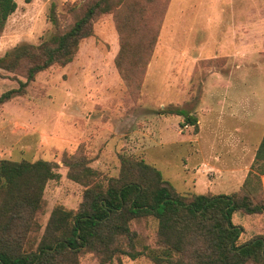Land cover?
Wrapping results in <instances>:
<instances>
[{"label": "rangeland", "instance_id": "obj_1", "mask_svg": "<svg viewBox=\"0 0 264 264\" xmlns=\"http://www.w3.org/2000/svg\"><path fill=\"white\" fill-rule=\"evenodd\" d=\"M15 1L0 32V56L47 38L51 11L63 30L79 12L71 6L91 0ZM153 1L164 11L138 90L131 93L117 72L118 34L112 13H105L94 18L93 34L81 39L71 62L36 73L24 93L0 105V159L58 165L59 179L43 191L41 226L54 205L75 209L81 200L83 187L66 176L64 152L87 157L103 180L117 175L119 154L141 157L181 193L229 194L249 169L264 132V0ZM24 65L16 72L0 68V94L25 79ZM168 105L195 115L197 127L160 112ZM234 164L236 173L221 170ZM261 181L264 189V174ZM232 221L243 229L239 241L264 235V212H235ZM131 228L156 246L152 217ZM120 260L154 264L144 255ZM96 262L92 252L79 256V264Z\"/></svg>", "mask_w": 264, "mask_h": 264}, {"label": "trees", "instance_id": "obj_2", "mask_svg": "<svg viewBox=\"0 0 264 264\" xmlns=\"http://www.w3.org/2000/svg\"><path fill=\"white\" fill-rule=\"evenodd\" d=\"M153 0H91L79 6L71 25L53 26L37 44L21 43L0 56V68L16 72L23 66V81L0 94V105L25 92L36 73L53 64L71 62L81 39L93 34L98 15L112 13L119 47L114 65L123 84L138 90L164 8ZM15 0H0V32L15 10ZM53 7V5H52ZM136 92V91H135ZM165 114L182 115L197 127L195 115L168 105ZM116 176L99 178L87 157L63 153L66 176L80 184L82 196L75 209L52 207L43 226V191L60 172L54 161L0 159V264H79L83 252L97 256L96 264H110L122 255L147 256L154 264H264V235L239 241L242 227L232 221L235 212H264V132L238 190L229 194L178 192L151 163L141 157L119 154ZM156 221V246L141 242L131 228L134 220ZM138 247V248H137Z\"/></svg>", "mask_w": 264, "mask_h": 264}, {"label": "crops", "instance_id": "obj_3", "mask_svg": "<svg viewBox=\"0 0 264 264\" xmlns=\"http://www.w3.org/2000/svg\"><path fill=\"white\" fill-rule=\"evenodd\" d=\"M253 159V158H252ZM248 166L246 167V170H245V172H244V174H243V177L241 178V180L240 181H242L243 180V178H244V176L246 175V173H247V171H248ZM221 170H228V171H231V172H235L236 173V170H238V168H237V165H231V166H223L222 168H221ZM234 173V174H235ZM231 179H234V176L233 175H231Z\"/></svg>", "mask_w": 264, "mask_h": 264}]
</instances>
